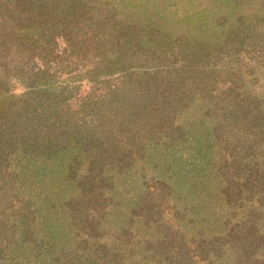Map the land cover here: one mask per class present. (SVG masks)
<instances>
[{"label": "rangeland", "instance_id": "1", "mask_svg": "<svg viewBox=\"0 0 264 264\" xmlns=\"http://www.w3.org/2000/svg\"><path fill=\"white\" fill-rule=\"evenodd\" d=\"M0 264H264V0H0Z\"/></svg>", "mask_w": 264, "mask_h": 264}]
</instances>
